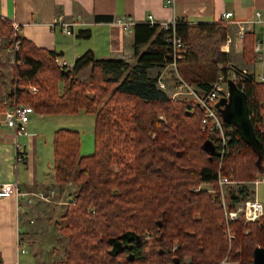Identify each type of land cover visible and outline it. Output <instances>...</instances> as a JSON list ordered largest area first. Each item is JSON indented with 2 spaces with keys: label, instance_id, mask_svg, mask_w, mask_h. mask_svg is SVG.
<instances>
[{
  "label": "trees",
  "instance_id": "trees-1",
  "mask_svg": "<svg viewBox=\"0 0 264 264\" xmlns=\"http://www.w3.org/2000/svg\"><path fill=\"white\" fill-rule=\"evenodd\" d=\"M112 20L110 15L93 16L95 23ZM173 29L184 44L177 60L181 79L200 92L208 91L219 75L228 81L229 56L221 51L227 26L221 20L176 18L167 27L138 23L133 27L134 63L97 59L86 51L71 68L59 65L54 51L17 35L18 79L12 71L0 109L2 101L15 97L40 115L80 110L94 115L92 154L79 155L78 131L59 128L52 136L54 184L75 185L57 222L67 243L55 264H251L253 250L264 248V215L254 222L242 216L226 221L217 184L219 173L248 182L264 171V83L246 80L242 88L235 83L247 99L254 144L261 145L260 171L252 145L218 109L226 129L224 146L201 129L204 111L196 101L169 96L159 88L158 76L150 75V69L172 62ZM12 33L11 23L0 19V34L8 44ZM89 35V30L77 34ZM253 42L254 34L246 33L241 49L245 63L254 60ZM87 66L85 82L78 74ZM171 79L178 89V78ZM32 86L36 92L29 90ZM207 143L212 151L204 148ZM203 184L213 191L197 189ZM253 194L248 184L228 189L227 208L235 209ZM126 232L137 241L113 256L111 241Z\"/></svg>",
  "mask_w": 264,
  "mask_h": 264
},
{
  "label": "crops",
  "instance_id": "crops-1",
  "mask_svg": "<svg viewBox=\"0 0 264 264\" xmlns=\"http://www.w3.org/2000/svg\"><path fill=\"white\" fill-rule=\"evenodd\" d=\"M257 10L264 12V0H174L170 6L165 5V0H0V19L15 22L18 25L19 36L39 48L54 51L58 54L57 58L68 65H72L75 59L86 51H91L97 59L134 61L132 52L135 25L130 31L125 32L116 23L120 18L131 17L135 24H138L146 22V17L150 14L156 22H170L176 18H183L188 22L197 23L218 21L221 14L228 11L232 12V19L247 20L252 18ZM58 15L65 19H79L84 25L79 26L74 34H65L60 26L52 24L53 18ZM94 15H110L113 20L95 23ZM230 29L234 35L235 26L231 24ZM82 30H89V37H78L77 34ZM255 30L257 32L259 27L256 26ZM7 45V39L0 34V103L5 86L12 77ZM241 49L242 44L235 39L227 53L229 61L232 62L233 57L237 56L240 68L252 72L260 71L254 60L251 63L243 61ZM166 67L165 65L149 70L151 76L154 72L157 73L165 89L167 83L162 76ZM89 71L90 66L85 67L79 72L78 77L82 75L81 79L88 81ZM172 90L175 91L174 88ZM39 116L40 119H44L46 115ZM41 123H44L45 127L40 126L41 129L35 132L31 131L29 123L27 124L29 135L21 139L25 142L23 160L17 163L11 133L2 121L0 109V184L17 180L22 190L40 191L45 195H49L51 189L55 190L52 165L49 166L52 162V138L48 153L42 132L47 129L48 123L44 120ZM41 123L39 125H42ZM43 149L45 152L42 153ZM252 197L264 204V198L259 192L256 195L254 191ZM44 205L46 204L39 200L28 204L14 194L0 198V264H22L19 246L25 245L24 241L30 239L32 216L42 212L39 208ZM218 264L237 263L224 260Z\"/></svg>",
  "mask_w": 264,
  "mask_h": 264
},
{
  "label": "built area",
  "instance_id": "built-area-1",
  "mask_svg": "<svg viewBox=\"0 0 264 264\" xmlns=\"http://www.w3.org/2000/svg\"><path fill=\"white\" fill-rule=\"evenodd\" d=\"M174 0H165V5H172ZM175 20L170 22H156L152 15H147L146 22L150 25L158 24L160 27H167V25H174ZM221 21L225 22L227 26V32L225 35V41L221 46V51L228 53L230 51V46L234 44L235 39L242 44L246 33L254 34L253 42V53H254V63L260 67V71L252 72L245 68L234 67L230 65L228 67V79L232 80L234 83H240L241 88L243 87V82L250 80L253 82L264 83V12L255 11L252 18L247 20H235L232 19V12H223L220 16ZM123 31H130L135 25V20L131 17L120 18L116 20ZM53 26H60L61 30L65 34H74L79 26L84 25L79 19H65L62 15H58L53 18ZM234 25L236 28L235 34L231 32L230 25ZM12 26V38L10 43L7 45V52L10 57V63L12 66L13 75L17 73V67L20 64V60L16 57V52L19 48V40L17 38L18 25L15 22H11ZM258 26L259 30L256 32L255 27ZM169 42L172 47V62L166 64L170 66L175 71V76L178 78V89H176L172 96L184 95L189 97L187 99H193L198 103V105L204 111L203 117L201 119V129L206 131L208 134H214L220 138L222 145H225L227 140L226 129L218 115L216 103L220 101L223 97H227V87L223 75H219L213 82L211 88L206 92H200L196 90L193 86L189 85L183 79L180 78L177 72V60L181 58V54L184 51V44L180 38L175 34L174 29L169 37ZM56 62L67 68H71L72 65H68L65 61L56 59ZM14 75V76H15ZM18 77L15 76V80ZM158 85L160 88L165 89V85L160 78H158ZM16 90V85L13 87V91ZM29 90L36 92V87H30ZM192 111V110H191ZM34 113V110L29 105L19 104L15 97L9 98L2 101V121L4 125L10 130L11 137L13 140V146L15 148V160L16 162H21L23 160V151L25 147V142L21 141L23 137L29 135L27 124L30 119V115ZM223 151H221L222 154ZM264 182V171L258 173L252 180L248 182H238L230 177L221 175L217 176L218 192L221 197V202L223 210L225 213L226 221L235 220L239 216L247 222L257 221L261 216L264 215V204L258 201L256 198H249L242 203L238 204L235 209L229 210L227 208L225 194L230 188L238 187L242 184H252L255 185ZM200 187V186H199ZM197 189H200V188ZM253 187V188H254ZM22 198L28 204L34 203L36 200L49 201V195L43 194V192H27L20 188L17 180L11 182H6L0 184V198L9 197L11 195ZM20 253H24L22 246H19Z\"/></svg>",
  "mask_w": 264,
  "mask_h": 264
},
{
  "label": "rangeland",
  "instance_id": "rangeland-1",
  "mask_svg": "<svg viewBox=\"0 0 264 264\" xmlns=\"http://www.w3.org/2000/svg\"><path fill=\"white\" fill-rule=\"evenodd\" d=\"M132 59V58H131ZM237 56L233 57V61H229V65L234 67H239L237 64ZM135 61V59H134ZM133 59L129 62L134 63ZM175 75V71L172 67L167 66L166 70L163 73V79L167 83L165 90L169 96L173 97V81L171 77ZM152 76H157V73L154 72ZM80 79L82 75L79 76ZM83 80V79H81ZM88 82L86 80H83ZM159 86V85H158ZM160 88V86H159ZM176 90V89H175ZM174 98H189L184 95H178ZM40 114L33 113L30 115L29 125L31 131L40 130V126H44V122L47 124V129L45 128L42 132L44 134L43 139H46L47 147L46 150H50V138H52V132L55 129L63 128L78 131L80 133V149L79 155H90L94 150V115L85 113L83 110H80L76 114H55V115H46L44 119H40ZM52 119V121H48ZM42 125H39V124ZM54 133V132H53ZM41 152H45L41 150ZM53 158V157H52ZM51 158V159H52ZM52 162L49 163L51 167ZM231 178V177H230ZM233 179V178H232ZM234 180V179H233ZM236 181V180H235ZM252 185V184H250ZM253 186V185H252ZM254 187V186H253ZM57 188V189H56ZM200 189H207L213 191L212 187L209 184L200 185ZM56 190V192H55ZM55 190L51 189L49 191V201H41L43 204L38 214L33 215V223L31 224L32 232L30 234V239L25 240V245H22L24 253L21 254V263L22 264H55L64 253V248L67 243V238L63 237L57 229V222L62 215L64 206L69 203V200L72 198V192L75 190V185L71 182L64 185L62 188H59L55 185ZM255 194L258 192L262 198H264V183H259L254 187ZM59 192V194H58ZM57 194V195H56ZM226 196V194H225ZM72 200V199H71ZM258 200V199H257ZM40 201V200H39ZM260 201V200H259ZM262 202V201H261ZM33 204V203H32ZM225 215V213H224ZM226 218V217H225ZM247 222V221H246Z\"/></svg>",
  "mask_w": 264,
  "mask_h": 264
},
{
  "label": "water",
  "instance_id": "water-1",
  "mask_svg": "<svg viewBox=\"0 0 264 264\" xmlns=\"http://www.w3.org/2000/svg\"><path fill=\"white\" fill-rule=\"evenodd\" d=\"M227 87V97L226 102L222 100L216 103V108L219 110L221 117L224 121L234 125L240 135V137L252 145L253 149L257 154L256 165L261 171V145L258 143L254 144L255 135L250 119V114L248 110L247 99L244 93L238 89L235 83L228 79L226 81ZM204 148L206 150L212 151V147L209 143L205 144ZM137 241V236L132 232H126L111 241V248L109 252L115 256L121 248H126L130 241ZM251 264H264V248L256 247L252 253V263Z\"/></svg>",
  "mask_w": 264,
  "mask_h": 264
}]
</instances>
